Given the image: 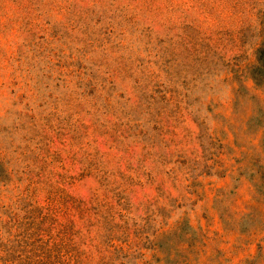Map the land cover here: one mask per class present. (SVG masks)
I'll use <instances>...</instances> for the list:
<instances>
[{"label":"rangeland","instance_id":"374dc122","mask_svg":"<svg viewBox=\"0 0 264 264\" xmlns=\"http://www.w3.org/2000/svg\"><path fill=\"white\" fill-rule=\"evenodd\" d=\"M0 264H264V0H0Z\"/></svg>","mask_w":264,"mask_h":264}]
</instances>
